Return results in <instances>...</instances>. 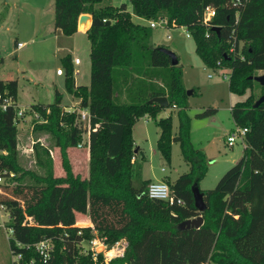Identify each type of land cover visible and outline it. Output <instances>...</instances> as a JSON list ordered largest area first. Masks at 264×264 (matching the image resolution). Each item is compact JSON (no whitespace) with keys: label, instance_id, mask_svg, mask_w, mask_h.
Wrapping results in <instances>:
<instances>
[{"label":"trees","instance_id":"obj_1","mask_svg":"<svg viewBox=\"0 0 264 264\" xmlns=\"http://www.w3.org/2000/svg\"><path fill=\"white\" fill-rule=\"evenodd\" d=\"M101 1L54 0L53 4V26L64 35L77 31L81 14L91 15L86 30L89 85L74 84L71 56L62 57L64 85L79 98L78 106L63 107L57 91L53 102L28 109L33 130L48 134L51 146L58 149L61 175L54 173L52 150L38 139L32 147L40 171L20 164L17 81L0 79V103L3 98L12 100L5 109L0 107V169L6 171L0 205L10 217L11 252L21 253V259L11 264H105L101 254L94 259L82 252L83 242L95 234L108 244L127 240L124 256L110 264H264V101L253 106L264 87L250 78L264 72V0H129L131 12L125 2L101 6ZM206 6L215 9L208 24L203 23ZM132 14L144 20L165 19L168 27H184L206 67L230 69L231 92L249 90L230 108L235 126L247 128L243 154L212 189H200L204 211L194 206L192 186H199L207 162L204 151L195 148L190 138L182 69L150 42L151 27L132 21ZM214 26L220 27L218 33ZM232 44L234 53L229 52ZM255 87L261 90L258 95ZM159 96H166L167 107L177 113L176 133L170 115L157 117L165 107L151 99ZM79 108L88 109L85 126L78 121ZM144 116L154 119L160 129L157 149L166 161L172 142L179 143L188 169L167 184L174 199L183 204L149 198V180L133 185V163L140 149L132 129ZM83 133L89 151L86 176L74 172L68 153L69 148H77ZM77 214L86 215L92 225L78 223ZM198 215L203 218L199 228H180L181 221ZM43 239L53 243L46 262L34 247Z\"/></svg>","mask_w":264,"mask_h":264},{"label":"rangeland","instance_id":"obj_2","mask_svg":"<svg viewBox=\"0 0 264 264\" xmlns=\"http://www.w3.org/2000/svg\"><path fill=\"white\" fill-rule=\"evenodd\" d=\"M122 2L127 4V10L131 12L132 6L129 0H102L99 5L116 6ZM53 4L54 0H0V57L3 59L5 69L11 71L10 77L18 80V109H25L23 117L17 121L16 125L20 164L26 169L40 171L35 164L32 147L34 141L38 139L52 150L54 173L60 175L63 170L58 149L51 146L48 134L33 130L34 123L28 108L33 102L43 104L53 102L57 91L61 92L64 103H72L71 96L64 85V72L62 76L56 74L57 68L63 70L62 55L65 51H57L55 47H72L73 54L82 60L83 68L85 65L88 66L89 58L85 48L87 41L85 35L76 34L73 44L68 38L69 35L58 36L55 40L54 34L49 36L43 32V29L34 35V25L38 22L37 7L43 6L45 11H48L49 6L53 8ZM44 13L45 16L49 14ZM131 19L136 23H145L134 14ZM161 21L164 23L151 28L150 42L173 51L178 57V64L182 69L183 87L186 92L192 91L188 95L186 108L190 117V138L195 148L204 151L207 162V170L199 181V188L212 189L225 171L243 154L241 139H237L230 147L227 145L226 138L238 128L233 122L230 108L235 102L244 100L249 90H246L244 94L231 92L228 80L223 76L229 73L230 69L206 67L195 51L193 37H186L188 31L184 27L166 26L165 19ZM18 41L25 45L20 50L16 49ZM85 70V77L88 80L90 69L87 67ZM254 91L256 95L261 92L259 87H255ZM23 103L27 105H22ZM210 108L214 109L211 114L198 115ZM169 115L172 120V132L176 133L178 117L175 110L165 107L157 117ZM159 131L154 119L150 117L147 119L140 117L133 125L132 135L140 149L133 163L135 187L141 186L142 181L147 179L152 182L173 180L188 169L180 154L178 142H172L169 162L162 157L157 149ZM83 137H86V133H83ZM75 148L68 150L73 170L81 176H86L88 160L82 159ZM9 223V213L0 205V264H11L14 260L8 242L11 235ZM84 244L85 242L82 246Z\"/></svg>","mask_w":264,"mask_h":264},{"label":"built area","instance_id":"obj_3","mask_svg":"<svg viewBox=\"0 0 264 264\" xmlns=\"http://www.w3.org/2000/svg\"><path fill=\"white\" fill-rule=\"evenodd\" d=\"M236 2H239L240 0H235ZM203 23L208 24L209 21L215 16V9L211 6H206L204 9L203 14ZM236 19H238V16H236ZM237 21V20H236ZM159 23H164V21L157 22L155 20H148V25L151 28L156 27ZM191 34L189 32L186 33V37H190ZM206 36H208V33H206ZM18 45H21V43H18ZM234 44L230 45L229 52L234 53ZM75 63H79V58L74 59ZM219 63V62H218ZM57 74H63V70L58 68L56 70ZM210 76V75H209ZM225 78L228 77V73L226 75H223ZM6 94V92H4ZM12 103V100L10 97L3 98L2 102L0 103V107L2 109H5L8 105ZM78 111V121H81L83 123V126L87 123L89 120V112L87 108H79ZM25 112V109H17L16 112V120L18 121L21 117H23ZM32 114L35 118H38V113L35 111H32ZM247 128H237V130L231 132L227 138V145L232 146L237 139H241L243 141V136L246 132ZM87 139V133L86 137H83V140L78 143L77 148H83L84 146V140ZM32 149V147L30 148ZM4 173H6L5 170L0 169V183L4 180ZM9 176H13L12 172H8ZM147 195L149 198L153 199H160L168 201L170 204L176 202L177 204H183V201L181 199H174L170 192L169 185L167 182L163 180L150 182L147 187ZM96 233V232H95ZM128 242L125 238H120L116 241H114L112 244H108L105 241V238L98 236L95 234L90 240L85 242V244L82 246V252L84 253H90L94 259L97 258L99 254L103 257V262L105 264H110L111 260L115 258H120L124 256V253L126 251ZM35 251L38 253L40 259L43 262H46L50 256L51 252L53 250V243L50 239H43L39 242L35 243L34 245ZM21 259V253H17L14 255V260L19 261ZM13 260V261H14ZM33 260H31V263Z\"/></svg>","mask_w":264,"mask_h":264},{"label":"crops","instance_id":"obj_4","mask_svg":"<svg viewBox=\"0 0 264 264\" xmlns=\"http://www.w3.org/2000/svg\"><path fill=\"white\" fill-rule=\"evenodd\" d=\"M38 9V22L34 25L35 28H34V35L35 34H38L40 32L41 29H43V32H46L49 36L54 34L55 37L54 39L56 40L57 37L59 36H62L64 35L61 30L59 28H54L53 26V16H54V9L49 6L48 8V11H45L44 7L41 6V7H37ZM44 12H48V16H45V13ZM41 16V17H40ZM45 16V17H44ZM140 18V17H139ZM142 19V18H141ZM144 20V19H142ZM145 23L144 24H147L148 23V20H144ZM91 22L89 21L88 24H87V27H84L83 26H78L77 27V31L75 33H73L72 35H69L68 38H70L71 40V43L73 44V41H74V36H76V34H81V35H85V37L87 38V35H86V30L89 28ZM33 33L32 36H33ZM18 43H21V45H18ZM71 44V45H72ZM25 45L23 42H16V49L17 50H20L21 48H23ZM57 46V44H56ZM85 48L87 50V53H88V58H89V52H90V43H89V40L87 38V41H86V45H85ZM55 49L57 51H65V53H63L62 57H64L65 55L69 54L71 56V66H72V69H73V78H74V84L77 86V85H89V82H90V77L88 80H86L87 78L85 77L86 76V70L85 68L87 69V67L90 69V58H89V63H88V66L85 65V68H83L84 66H82V60L79 58V63H75L74 62V59L75 58H78L77 55H74L73 52L71 51L73 48H59V47H55ZM179 62V61H178ZM58 69V68H57ZM56 69V70H57ZM18 72V71H17ZM16 72V73H17ZM83 73L84 76H83ZM11 74V71L8 70V69H5L4 67V64H3V59L0 57V79L6 81V80H10L12 79L10 76ZM57 74V73H56ZM58 76H62L63 74H57ZM17 81V86H18V80L15 79ZM59 93H61L60 91H58ZM70 94V93H69ZM71 96V100H72V103L70 104H67V103H64L63 101L61 102V105L65 108H74V107H77L78 104H79V98L73 96L72 94H70ZM16 103H17V106L19 105V93H18V87H17V99H16ZM32 104H36V102H33V103H30L29 104V107L30 105ZM22 105H27L25 103H23ZM29 109V108H28ZM163 111V110H162ZM145 119L148 118V116H144ZM135 141V140H134ZM243 143V148H244V142L242 141ZM135 144L137 145V143L135 142ZM235 144V143H234ZM233 144V145H234ZM232 145V146H233ZM229 146V145H228ZM230 146V147H232ZM77 153L79 154V156L83 159H87L88 160V154H89V151H88V148L87 147H83V148H75ZM186 164V163H185ZM187 165V164H186ZM187 168H188V165H187ZM59 172V171H58ZM61 175V174H60ZM149 180L150 182H152V180L150 179H147ZM76 218H77V221L78 222H82L83 224L82 225H92L90 219L86 216V215H83V214H77L76 215Z\"/></svg>","mask_w":264,"mask_h":264},{"label":"water","instance_id":"obj_5","mask_svg":"<svg viewBox=\"0 0 264 264\" xmlns=\"http://www.w3.org/2000/svg\"><path fill=\"white\" fill-rule=\"evenodd\" d=\"M91 22V15L90 14H81L78 18V22H77V26H83V27H87L88 22ZM213 31H216L217 33L220 31V27L218 26H214L212 27ZM160 50H162L164 53H166L170 59H171V64L172 65H176L178 64V57L177 55L164 47H159ZM250 78L254 79L255 81H257L261 86L264 87V72L258 74V75H254V76H250ZM191 90H188L186 92L187 95L191 94ZM151 101H155L158 102L161 106L163 107H167L168 106V100L166 96H159V97H154L151 99ZM264 101V91L263 93L255 100L253 106L257 107L260 103H262ZM192 193H193V200H194V206L197 208L198 211H204L206 208V204L204 202L203 199V193L200 190L199 186L197 183H194L192 186ZM203 222V218L201 215H198L196 217L193 218H189V219H185L183 221H181L179 223L180 228L184 229V228H199L201 226Z\"/></svg>","mask_w":264,"mask_h":264}]
</instances>
